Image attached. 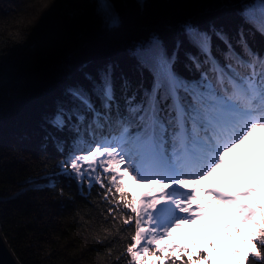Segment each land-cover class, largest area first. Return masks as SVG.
Segmentation results:
<instances>
[{
    "label": "snow or ice",
    "instance_id": "obj_1",
    "mask_svg": "<svg viewBox=\"0 0 264 264\" xmlns=\"http://www.w3.org/2000/svg\"><path fill=\"white\" fill-rule=\"evenodd\" d=\"M93 2L105 27L119 24L111 0ZM240 15L248 27L234 36L185 23L171 53L157 37L136 49L150 87L121 74L117 95L114 65L85 73L89 87L66 89L46 118L72 133L61 172L99 185L112 220L133 226L121 253L128 264H264V168L251 155L264 159V54L249 43L264 37V3ZM182 50L193 79L175 70ZM53 139L63 153L65 142ZM244 147L248 160L233 155ZM185 228L234 246L207 240L222 260L175 239Z\"/></svg>",
    "mask_w": 264,
    "mask_h": 264
},
{
    "label": "trees",
    "instance_id": "obj_2",
    "mask_svg": "<svg viewBox=\"0 0 264 264\" xmlns=\"http://www.w3.org/2000/svg\"><path fill=\"white\" fill-rule=\"evenodd\" d=\"M83 1L76 6L73 0H0V228L19 264H128L121 253L133 226L112 220L99 185L77 183L60 170L72 133L57 132L46 118L65 101L66 89L89 87L85 73L95 76L109 64L115 66L117 95L121 74L150 87L152 77L138 67L136 49L157 37L171 53L185 23L234 36L248 27L242 9L264 3L111 0L120 22L107 28L93 0ZM45 2L54 17L43 13ZM249 43L264 54V37ZM183 61L182 50L175 70L195 78ZM53 138L65 142L63 153Z\"/></svg>",
    "mask_w": 264,
    "mask_h": 264
},
{
    "label": "rangeland",
    "instance_id": "obj_3",
    "mask_svg": "<svg viewBox=\"0 0 264 264\" xmlns=\"http://www.w3.org/2000/svg\"><path fill=\"white\" fill-rule=\"evenodd\" d=\"M139 1L142 2L143 0H139ZM259 3H261V2H258V1L255 2V4H259ZM73 4L76 5V6H83L84 5V1L83 0H73ZM41 5H42L41 6L42 7V11H43L44 14H46L47 16H50V17H52V16L54 17L55 10H54L53 6L50 3H46L45 2V3H42ZM114 9H115V7H114ZM115 11H116V9H115ZM116 13H117V11H116ZM206 233H208V231L205 232L204 234H206ZM197 235H199V238H201V236H203V235H200V234H197ZM203 237L204 238H203L202 249H205L206 251L210 252L213 256H216V257H218V258H220L222 260L225 259L218 250H214L213 248H210L208 246L207 240H211V239L208 238V237H205V236H203ZM224 242H226V241H224V239L219 237V236H218L217 241H214V243L217 245V249H219V247L223 246ZM227 246L228 247H232L234 245H231V244L227 243Z\"/></svg>",
    "mask_w": 264,
    "mask_h": 264
},
{
    "label": "water",
    "instance_id": "obj_4",
    "mask_svg": "<svg viewBox=\"0 0 264 264\" xmlns=\"http://www.w3.org/2000/svg\"><path fill=\"white\" fill-rule=\"evenodd\" d=\"M0 264H19L12 250L8 246L0 228Z\"/></svg>",
    "mask_w": 264,
    "mask_h": 264
}]
</instances>
